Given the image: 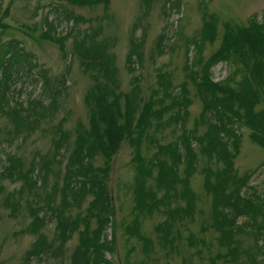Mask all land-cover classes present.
<instances>
[{
    "label": "rangeland",
    "instance_id": "obj_1",
    "mask_svg": "<svg viewBox=\"0 0 264 264\" xmlns=\"http://www.w3.org/2000/svg\"><path fill=\"white\" fill-rule=\"evenodd\" d=\"M4 10H8V14L2 23L7 24L8 28H0V74L4 66L11 63L13 65L10 70L19 71L16 58L9 59L5 55L4 45L10 41H18L37 64L36 68L29 70L28 64L22 66L19 63L21 72L15 75V85H11L8 99L11 106L22 103L29 108H34L36 100H42L45 108L39 107L33 111L32 118L36 123L27 132H23L22 136L16 135V116L12 113L9 115V111H2L0 108V173L10 156L20 159L25 170L39 156L52 158L55 153L54 138L61 129L60 124H63L64 130L72 133V146L63 153L60 164L53 167L54 171L61 172L62 184L76 129L80 125L91 129L92 125L93 105L88 95L96 79L92 69L86 70L82 64L80 51L83 47L79 46L82 42L78 39L79 33L88 29L95 30L96 41L108 42L107 53L117 70L116 85L112 86L116 93L129 94L135 85H139L142 103L149 100L153 92H158L155 98H162L165 103L172 105L173 100L166 98L164 91L159 90L158 75H168L174 94L179 95L181 87L185 86V94L191 101L185 128L189 134L200 136L205 132L208 134L207 126L200 119L202 103L196 85L187 77L189 72L186 67L193 61L197 64L195 69H200L198 62L201 59L207 61L219 50L228 24L247 27L252 17L257 16L261 20L264 15V0H111L108 9L103 5L90 9L68 0H5ZM209 15L217 20L214 42L204 41L202 31ZM47 17L53 26L51 35H48L56 37V42L43 38L45 31L50 29L44 22ZM75 17H81L85 22L74 26ZM61 37H66V55L57 43V39ZM212 72L214 80L222 82L234 74L237 80H242L245 70L241 62L230 59L220 62ZM46 80H51L54 85L58 81H64L61 84V95L54 102L55 108L45 94ZM40 112L44 116L39 115ZM23 115L27 117L29 112ZM239 133L242 144L240 153L234 160L235 169L240 176L251 175V188L247 189V193L256 192L264 202V147L251 139L249 128L241 126ZM180 135L181 131L171 126L164 130H148L142 146L143 156L148 161L152 158L156 151L153 140L157 139L161 145H166L176 141ZM199 146L197 144L195 147L199 158L198 172L191 179L197 197L196 213L193 218L176 221L173 237L171 236L174 243L165 248L156 231V227L166 220L165 214L161 212L147 216L146 212L137 213L133 208V188L137 175L134 150L129 143H121L117 153L110 159V171L106 180L116 216L111 219L104 240H114V250L109 256L114 264H264L263 216L257 219L255 225L262 227L258 246L255 234L253 236L252 233H247L253 229V221L245 218L239 220L247 230L239 237V261H231L227 255L228 248L220 244L219 233L212 226L213 202L204 185V170L208 167L219 170L223 167V162L214 165L206 162V156ZM106 164L104 154H99L94 161L96 167ZM183 169V166L179 169L182 176ZM146 177L147 183L154 186L156 178L150 175ZM55 179L52 175L39 190L43 202L32 201L33 207L51 200L55 207L60 208L62 196L52 195ZM24 183L10 178L0 180V188L3 189L0 195V264H70L71 256L80 245L79 231L63 241L58 222L45 211L39 212L44 222L32 231L35 219L24 201L33 200L36 192L29 191ZM22 188L25 196H20L19 193L12 196V200L20 203V206L15 211L8 205L5 206L4 199ZM91 200L89 197L81 208L67 211V216H72L69 217L71 223L78 221L77 213L89 218ZM185 203L181 202L183 206H186ZM92 226L97 227L96 218ZM83 228L84 223L81 222L80 231ZM41 233L46 236L48 249L64 248L62 259H39L36 256L40 251L35 246L40 245Z\"/></svg>",
    "mask_w": 264,
    "mask_h": 264
},
{
    "label": "trees",
    "instance_id": "obj_2",
    "mask_svg": "<svg viewBox=\"0 0 264 264\" xmlns=\"http://www.w3.org/2000/svg\"><path fill=\"white\" fill-rule=\"evenodd\" d=\"M76 5L89 7L90 9L98 6H104L108 9L111 0H68ZM5 0H0V28L7 29L8 26L3 19L8 14L4 10ZM206 16V15H205ZM203 25L204 41L214 42L216 36V20L209 16ZM74 26L85 22L81 17L74 19ZM50 29L45 31L43 38L51 39L56 42V37L51 35L53 27L48 21H44ZM87 23V22H86ZM102 31V30H101ZM72 33V32H70ZM69 33V35H70ZM92 33V34H91ZM78 38L81 42L79 46L83 47L80 51L82 55V64L86 70L92 69L96 83L89 93L90 103L93 105L91 129L80 125L75 133L73 149L68 157L67 168L63 174L62 184L60 183V171H54L53 167L60 164L63 153L72 146V133L61 129L55 135L54 146L55 153L52 158L39 156L34 159L30 168L25 170L24 164L20 159L10 156L6 159L7 165L0 173V180L10 178L13 181L25 182V187L34 190L36 197L26 199L24 202L28 207L35 222H32V231L41 224L43 218L39 212H49L51 217L58 222V227L62 232L63 241H66L75 232L79 231L80 245L77 251L71 256L70 264H114L109 253H113L114 247L105 239V233L111 222L109 213L113 211V198L109 193L107 178L110 171V159L117 153L122 142L129 143L134 150V162L136 168L135 184L140 190L135 194V212H154L160 209V203L168 200L167 205L174 201L176 206L171 209H163L166 221L173 227L171 233L165 230V224L157 226L159 240L163 247L168 248L173 245V232L176 228V221H183L186 218H193L196 213L197 197L193 188H190L191 179L198 172V153L195 149L197 144L203 143L210 152L220 154V162L223 167L218 170L208 167L204 170V185L208 194L212 197L213 206V228L219 233V242L222 246L228 248V256L233 262L240 260V240L241 234L247 232L246 227L239 223L241 218L253 221V229L250 232L255 234L256 245L260 241L262 227H256L257 219L264 217V202L256 192L247 193L250 189L249 183L251 175L240 176L235 169L234 160L240 153L242 136L239 128L245 126L251 130V139L258 145L264 147V15L262 20L257 16L250 19L247 27L233 25L226 26V34L222 44L207 61L201 59L198 64L200 69H195L197 64L191 61L186 67L189 72L187 77L196 85L199 99L202 103L200 119L207 126L208 134L205 132L200 136L194 133L189 134L186 130V118L189 115L191 105L190 98L185 94V86L181 87L180 94H174L172 82L167 74L158 75L159 90L164 91L166 98H171L173 104L166 106L162 98H155L153 92L149 100L140 98V87L135 85L129 94L116 93L112 88L116 85L117 70L111 64V57L107 53L108 42L105 40L96 41L97 32L87 30L79 33ZM73 35V33H72ZM66 37L57 39V43L63 54L66 55L64 42ZM161 44V43H160ZM159 44V50L162 48ZM5 55L9 59L16 58V67L19 71H11L13 65L4 66L0 74V108L2 111H9L7 114H14L15 124L17 126V136H22L35 123L32 118L34 110L39 107L45 108L42 100H36L34 108L25 107L22 103L18 106H11L8 95L10 89L15 85V75L21 72L19 63L24 66L28 64L30 69L36 68V62L28 56L19 57V53L25 52L23 46L16 40L10 41L4 45ZM230 59L242 63L245 73L242 80H237L236 74L228 77L225 81L217 82L214 80L212 69L220 62H226ZM130 62V60H129ZM48 79V78H47ZM64 81L54 83L46 80L45 94L50 99V104H54L61 95ZM16 83V82H15ZM13 84V85H12ZM12 85V87H11ZM157 90V91H159ZM142 101V102H141ZM21 104V105H20ZM6 107L9 109L7 110ZM56 104H54V108ZM25 117L23 114L28 113ZM39 115L44 116L43 112ZM183 128L181 135L176 141L161 145L155 139L152 158L148 161L142 153V146L146 132L156 128L164 130L168 127ZM148 138L150 132L148 133ZM209 139V140H208ZM203 153V152H202ZM99 154H104L107 158V164L103 167H96L94 161ZM204 154V153H203ZM183 166V176L179 174L180 167ZM157 169V182L160 189L163 183H168V179L181 181L185 186L181 192H171L169 185L166 192L158 194L151 191L147 186L146 176H153ZM217 172L215 177L209 173ZM55 176V182L52 186V195H61V206L55 207L51 200L44 205L33 207L32 201L43 202L42 193L39 190ZM42 182L43 184H39ZM29 190V191H30ZM3 189L0 188V195ZM24 195V188L16 190L9 194L5 199L4 205L11 207L14 211L20 206V203L14 202L12 196L18 194ZM89 197V218H85L80 213L71 223L67 216V211L73 208H81L84 201ZM180 199V202H179ZM185 201L186 206L181 204ZM165 206V207H166ZM97 220V227L93 228L94 219ZM84 223V228L80 231V223ZM250 226V224H248ZM251 227V226H250ZM254 236V235H253ZM46 242V236L40 234V245L35 247L40 251L36 256L39 259L55 258L62 259L63 249L51 250ZM110 250V252L107 251Z\"/></svg>",
    "mask_w": 264,
    "mask_h": 264
},
{
    "label": "bare ground",
    "instance_id": "obj_3",
    "mask_svg": "<svg viewBox=\"0 0 264 264\" xmlns=\"http://www.w3.org/2000/svg\"><path fill=\"white\" fill-rule=\"evenodd\" d=\"M30 54H28L27 52H22V53H19L17 56L19 57H23V56H28ZM216 81V80H215ZM219 82V81H217ZM166 106H169V103H164ZM184 128V127H183ZM183 128H179L177 127L176 130H180L182 132V129ZM201 152H203L205 154V160L206 162H210L211 165H214V164H217L220 159V154L219 153H213V152H210L207 147L204 146V142L203 143H200V146H199ZM209 175L215 177L217 175V172H212V173H209ZM153 177L156 178L157 177V171L155 172L154 171V174H153ZM168 183H163L162 184V189H160V187L158 186L157 182H155V185L154 186H150L149 183H146V186L153 192H156L158 194H162V196L164 195V193L166 192L168 186L170 185L171 186V192H181L182 190H184L185 186L183 185V183L181 181H177V180H174V179H168ZM39 184H43L42 182H40ZM190 188H193L192 185L189 186ZM140 190V187H137L136 184H134V188H133V193H136ZM258 195V194H257ZM134 197H135V194H134ZM168 200L160 203L162 206L160 207V209H155L154 212L152 211H147L145 215L147 216H152L154 215L155 213H161L163 211L164 208L166 209H171V208H174L176 206L175 202L174 201H171V204L170 205H167ZM179 202H180V199H179ZM166 206V207H165ZM133 208H135V203H134V206ZM137 212V211H136ZM115 216H116V212H115V208L113 209L112 212L109 213V217L111 219H115ZM182 222V220H181ZM162 223H164L165 225V230L169 233L172 232L173 230V227L166 221L164 220ZM160 223V224H162ZM159 224V225H160ZM157 228V227H156ZM112 245V242H114L113 239H111V241H109ZM108 252H110L109 249H107ZM110 255V253H109ZM109 258V256H108Z\"/></svg>",
    "mask_w": 264,
    "mask_h": 264
}]
</instances>
